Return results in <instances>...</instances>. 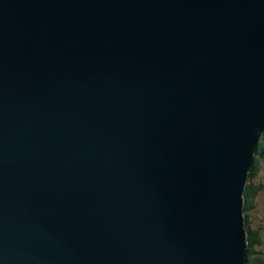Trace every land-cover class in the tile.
I'll use <instances>...</instances> for the list:
<instances>
[{
  "label": "water",
  "instance_id": "95a60500",
  "mask_svg": "<svg viewBox=\"0 0 264 264\" xmlns=\"http://www.w3.org/2000/svg\"><path fill=\"white\" fill-rule=\"evenodd\" d=\"M264 0H0V264H247Z\"/></svg>",
  "mask_w": 264,
  "mask_h": 264
},
{
  "label": "trees",
  "instance_id": "16d2710c",
  "mask_svg": "<svg viewBox=\"0 0 264 264\" xmlns=\"http://www.w3.org/2000/svg\"><path fill=\"white\" fill-rule=\"evenodd\" d=\"M262 172L264 173V126L258 140L254 164L250 170L244 191L245 229L248 241L247 264H264V260L261 257L263 255L261 249H263L264 245V224L263 222H258L256 228H252L249 216L247 215L251 206L252 208L254 207L255 199L261 196L264 198V190H262V183H264L262 179L264 177L261 176Z\"/></svg>",
  "mask_w": 264,
  "mask_h": 264
},
{
  "label": "rangeland",
  "instance_id": "374dc122",
  "mask_svg": "<svg viewBox=\"0 0 264 264\" xmlns=\"http://www.w3.org/2000/svg\"><path fill=\"white\" fill-rule=\"evenodd\" d=\"M264 177V173L262 172V175ZM264 180V178L262 179ZM263 184V187H262V190H264V183ZM264 196V195H263ZM262 196L259 198L257 197L254 201V207L250 208V211L248 212V216H249V221L251 222V225H252V228H256V224L258 222H263L264 224V198ZM245 213V211L243 210V214ZM245 217V215H244ZM262 251V259L264 260V245H263V249H261ZM259 260V259H258ZM259 264V263H258Z\"/></svg>",
  "mask_w": 264,
  "mask_h": 264
}]
</instances>
